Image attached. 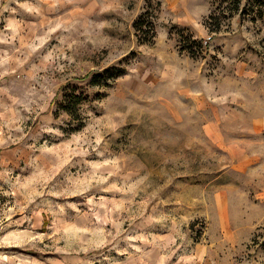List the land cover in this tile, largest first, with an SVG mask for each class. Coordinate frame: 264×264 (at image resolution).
Listing matches in <instances>:
<instances>
[{
    "label": "rangeland",
    "instance_id": "obj_1",
    "mask_svg": "<svg viewBox=\"0 0 264 264\" xmlns=\"http://www.w3.org/2000/svg\"><path fill=\"white\" fill-rule=\"evenodd\" d=\"M114 64L69 130L59 88ZM237 263L264 264V0H0V264Z\"/></svg>",
    "mask_w": 264,
    "mask_h": 264
},
{
    "label": "trees",
    "instance_id": "obj_2",
    "mask_svg": "<svg viewBox=\"0 0 264 264\" xmlns=\"http://www.w3.org/2000/svg\"><path fill=\"white\" fill-rule=\"evenodd\" d=\"M253 2L262 3L263 0H253ZM240 5L241 0H235L236 12L239 11ZM222 18V16L216 17V15L211 14L206 20V26L212 32L217 31L221 27ZM133 26L140 38L144 39L143 42H151V39L156 36L154 21L148 12L140 14L134 21ZM202 47V41L196 39L192 33L183 34L180 37V50L189 52L193 57H196L201 52ZM125 73L126 67L114 64L101 71H92L82 77H75L62 85L57 91L54 106H57L56 113L62 112L68 115L70 124H68L67 128L76 130L82 127L84 121L81 119L80 108L90 99L89 93H80L78 91L80 86L75 84L74 81L88 80L86 83L88 86L96 87L106 85L108 80H116ZM100 78H103L105 83H101Z\"/></svg>",
    "mask_w": 264,
    "mask_h": 264
},
{
    "label": "built area",
    "instance_id": "obj_3",
    "mask_svg": "<svg viewBox=\"0 0 264 264\" xmlns=\"http://www.w3.org/2000/svg\"><path fill=\"white\" fill-rule=\"evenodd\" d=\"M211 38H212V35H210L206 39H204V44L209 43V41L211 40ZM237 264H240V263H237Z\"/></svg>",
    "mask_w": 264,
    "mask_h": 264
}]
</instances>
